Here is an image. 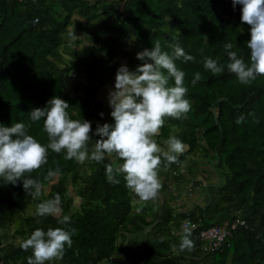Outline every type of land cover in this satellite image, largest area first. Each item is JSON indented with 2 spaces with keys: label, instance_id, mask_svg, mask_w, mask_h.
Here are the masks:
<instances>
[{
  "label": "trees",
  "instance_id": "1",
  "mask_svg": "<svg viewBox=\"0 0 264 264\" xmlns=\"http://www.w3.org/2000/svg\"><path fill=\"white\" fill-rule=\"evenodd\" d=\"M249 40L250 28L241 23V6L234 9L232 0H0V125L23 122L28 133L46 145L43 120L32 122L28 114L59 95L69 103L72 118L81 116L91 122L94 134L97 124L114 123L112 109L105 110L107 105L98 94L110 81L115 84L117 59L125 58V65L134 71L141 64L137 53L151 49L156 41L171 53L169 45L178 41L186 54L195 57V61H175L186 73L191 109L180 119L165 117L155 139L166 147L163 142L176 136L187 148L177 163L162 162L159 176L164 179L158 195L170 189L164 177L169 173L176 187H182L179 170L187 157L198 158L194 166L202 162L203 168H210L196 177L198 172L189 166L190 179H195L192 186L202 184L199 197L206 196V204L189 210L181 205L175 213L168 204L176 195L170 194L159 222L140 237L159 217L151 208L154 202L135 196L123 174L117 176L118 185L108 183L107 159L79 163L64 159L63 151L49 150L48 163L25 174L42 184L38 197L28 196L22 181L5 186L0 180V264H27L32 250H23L22 242L35 229L49 227L75 231L72 246L46 264H113L115 260L120 264H264V76L240 83L227 70L223 49L224 42L233 43V51L247 63ZM205 57L224 64V71L213 75L205 70ZM196 72L201 80L192 86ZM97 139L92 135L93 142ZM56 167L61 174L46 179L47 170ZM216 187L218 199L208 213L209 188ZM57 193L61 211L38 216L37 205ZM65 215L70 216L67 225L59 223ZM185 221L195 226L190 229L195 247L180 251ZM241 221L243 225L236 224ZM224 223L236 228L216 252L204 254L199 233ZM11 226L15 231L9 236Z\"/></svg>",
  "mask_w": 264,
  "mask_h": 264
},
{
  "label": "clouds",
  "instance_id": "2",
  "mask_svg": "<svg viewBox=\"0 0 264 264\" xmlns=\"http://www.w3.org/2000/svg\"><path fill=\"white\" fill-rule=\"evenodd\" d=\"M232 5L234 9L236 5L241 6V23L250 28V40L246 44L250 60L246 63L233 51V43L224 42L227 70L235 74L240 83L248 84L257 76H264V0H232ZM169 47L171 53L162 50L160 41H156L151 49L137 53L136 58L141 64L134 71L126 65L117 69L114 90L109 89L107 95L114 123L97 124L94 134L91 122L81 116L72 118L68 111L71 108L69 103L59 95L49 99L45 107L33 109L28 114L32 122L43 120L46 145L30 135L23 122L0 125V180L3 185L17 186L22 181L27 195L38 197L42 184L25 174L45 166L49 150L57 154L63 151L64 159L79 163L109 160L104 165L108 183L118 185L120 180L117 176L123 174L126 187L141 201L156 199L162 187L159 178L162 162L166 161L167 165L177 163L187 146L178 137L170 136L163 142L166 147H162L155 137L160 134L165 117L180 119L191 109L186 98V73L177 67L175 61L181 58L184 62L195 61V57L186 54L178 41ZM203 67L213 75L225 69L224 64L211 57L203 59ZM200 80L201 74L196 72L192 86ZM100 116L103 117V113ZM92 135L99 139L93 142ZM89 142H92L91 149ZM60 174L59 167L49 168L46 179ZM60 211L61 196L58 193L37 205L40 217L53 216ZM69 222L68 215L59 221L64 225ZM74 231L63 227H49L47 231L35 229L21 244L23 250H32L27 264H46L62 257L66 246H72ZM191 237L190 230L185 229L181 233L180 251L194 249L195 242ZM173 249L176 250L175 245Z\"/></svg>",
  "mask_w": 264,
  "mask_h": 264
},
{
  "label": "rangeland",
  "instance_id": "3",
  "mask_svg": "<svg viewBox=\"0 0 264 264\" xmlns=\"http://www.w3.org/2000/svg\"><path fill=\"white\" fill-rule=\"evenodd\" d=\"M76 33H78L77 30H76ZM82 43L83 44H87L86 41H82ZM83 44H80V45L76 46V48L79 49ZM73 46H74V44H73ZM120 56L122 57V56H124V54H121ZM121 59L122 58L117 59V61L119 62V67L121 65H125V62L123 61V59H125V58H123L122 60ZM112 78H115V77H112ZM114 85L115 84L113 83V81H110L108 84H106V86H104L103 88L100 89L99 94H98V99L103 101L104 104L107 105L105 107L106 111L109 108L108 99H107L108 91H109V89L114 90ZM70 87H72V85ZM195 161L196 162H200V161H198V158L193 159L191 157H187L184 160V162L182 163V167L179 170V173L183 174L182 175V177H183V185H182V187L177 188L176 185L172 182L171 173H169L167 175L168 183L171 186L168 191L171 190V192L170 193L169 192L166 193V195L164 197H166L167 195L175 193L176 200L174 201V203H172V205H170L171 207L173 206V208H175L177 210V211H174L175 213L180 211L178 209H181L180 207L177 209L176 207H174L175 205H177V206L178 205H180V206L184 205L186 207L184 209H188V208L192 209L193 205H195L196 203L199 204V205H204L208 201V198L206 196H202V198L199 197L200 195H203V192H204V190H203L204 188H203L202 184H200L198 188H195V187L192 186V182H194L195 179L194 180L190 179L189 166L193 169L194 172H198V175L196 174V177L197 176H204L205 174H207L206 171L207 172L210 171V168L209 167H207L208 169L203 168V166H205V165H202V162L200 163V165L198 163L197 166H194L195 165ZM174 175H177V174H174ZM159 178H160V181H161V184H162L164 178L162 176H159ZM210 180H211V178H210ZM217 189H218L217 187L214 188V189L209 188V191L211 192V201L209 202V205L206 207V212H208V213L212 211L213 206H214L215 202L218 199V197H217L218 196ZM161 197H162V195H161ZM161 197L159 196V198H161ZM164 197H162V198L164 199ZM76 201H75L74 207H77V202ZM220 217L226 218L225 215H222ZM182 227H183V225H182ZM8 231H9V236H11L14 233V231H15V227L11 226ZM134 238H133V240H134ZM20 240L21 239L18 237V238H16L15 242L18 243V242H20ZM130 263L131 262L127 263L126 261H124L123 264H130Z\"/></svg>",
  "mask_w": 264,
  "mask_h": 264
},
{
  "label": "built area",
  "instance_id": "4",
  "mask_svg": "<svg viewBox=\"0 0 264 264\" xmlns=\"http://www.w3.org/2000/svg\"><path fill=\"white\" fill-rule=\"evenodd\" d=\"M243 225V222H237L236 224ZM236 224L228 226L227 223H224L222 226H213L206 229H203L199 233V239L202 243V251L204 253H214L216 252L224 243V241L231 236V231L236 228ZM195 226L190 224L188 221H185L183 224V229H193Z\"/></svg>",
  "mask_w": 264,
  "mask_h": 264
},
{
  "label": "crops",
  "instance_id": "5",
  "mask_svg": "<svg viewBox=\"0 0 264 264\" xmlns=\"http://www.w3.org/2000/svg\"><path fill=\"white\" fill-rule=\"evenodd\" d=\"M164 177H165V179L168 181V177H167V175H164ZM198 177H200V176H198ZM193 184V183H192ZM196 188H198V187H196ZM175 190V189H174ZM170 193L171 192V190L170 191H167L166 193ZM166 193H164V194H161L162 195V197H164L165 195H166ZM161 195L159 194L158 195V197L160 196L161 197ZM168 196V195H167ZM166 196V197H167ZM161 197V198H162ZM166 197H164V199L162 198H158L156 201L155 200H151L152 202H154L153 204H152V206H151V208H153V210H157L158 211V213H159V217H158V219L155 221V223L153 224V225H151V226H148V227H146V228H144V230H143V232L140 234V237H145V236H147L150 232H151V230H152V228L154 227V225H156L158 222H159V220H160V218L162 217V215H163V211H164V209H165V206H167V205H165V198ZM172 203H174V202H170L168 205L170 206V205H172ZM195 205H199V204H195ZM195 205H193V208L195 207ZM171 207V206H170ZM173 207V206H172ZM174 207H176L177 209L180 207V205H175ZM180 210V209H179ZM188 210H189V208H188ZM147 220H149V219H147ZM134 237H138V234L137 235H133V236H131L130 238H129V240H133V238ZM113 264H120V262L118 261V260H115L114 262H113Z\"/></svg>",
  "mask_w": 264,
  "mask_h": 264
}]
</instances>
